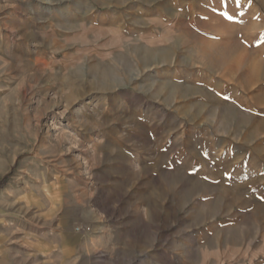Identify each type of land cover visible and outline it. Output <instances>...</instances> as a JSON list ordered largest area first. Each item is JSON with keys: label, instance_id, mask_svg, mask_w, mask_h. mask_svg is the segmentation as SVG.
<instances>
[{"label": "rangeland", "instance_id": "1", "mask_svg": "<svg viewBox=\"0 0 264 264\" xmlns=\"http://www.w3.org/2000/svg\"><path fill=\"white\" fill-rule=\"evenodd\" d=\"M0 264H264V0H0Z\"/></svg>", "mask_w": 264, "mask_h": 264}]
</instances>
